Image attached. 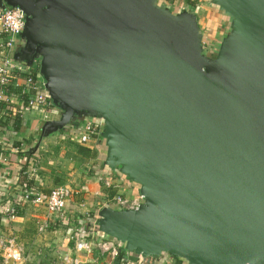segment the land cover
<instances>
[{
    "label": "water",
    "instance_id": "water-1",
    "mask_svg": "<svg viewBox=\"0 0 264 264\" xmlns=\"http://www.w3.org/2000/svg\"><path fill=\"white\" fill-rule=\"evenodd\" d=\"M211 1L231 27L207 54L160 0H0L62 111L43 133L102 119L107 166L138 186L136 210L96 220L133 263L264 264V0Z\"/></svg>",
    "mask_w": 264,
    "mask_h": 264
},
{
    "label": "crops",
    "instance_id": "crops-1",
    "mask_svg": "<svg viewBox=\"0 0 264 264\" xmlns=\"http://www.w3.org/2000/svg\"><path fill=\"white\" fill-rule=\"evenodd\" d=\"M160 2L173 14H193L202 42L205 46L212 45L213 51L230 30V19L211 0ZM20 36L9 56L16 66L38 71L35 65L38 61L31 66L15 61ZM5 38L0 31V42ZM3 56L0 51V58ZM23 83L21 74L12 77L5 91L8 102L1 101L5 105L0 106V213L10 205L16 212L13 221L0 220V264H109L110 255L101 254L96 246L90 253L74 251L73 238L78 235L95 245L97 239L103 243L110 239L96 229L99 213L106 207V196L114 194L104 187V181L112 180L125 197H135L139 188L118 170L107 166L103 136L85 145L77 143L76 132L83 121L75 120L62 129L43 133L44 123L58 120L62 111L52 100L41 110L24 106L22 102L26 96L20 94L25 89ZM16 116L21 121L18 132L13 129ZM27 158L29 161L24 169L23 162ZM56 187L68 191L65 208L58 215L49 216L45 205L34 201L35 196L31 200H24L22 196L29 190L46 198ZM9 241L20 249L21 263H5L4 246ZM120 254L123 256L127 252L120 251ZM118 260L120 264H164L168 256L141 257L136 263Z\"/></svg>",
    "mask_w": 264,
    "mask_h": 264
},
{
    "label": "built area",
    "instance_id": "built-area-1",
    "mask_svg": "<svg viewBox=\"0 0 264 264\" xmlns=\"http://www.w3.org/2000/svg\"><path fill=\"white\" fill-rule=\"evenodd\" d=\"M24 23L25 15L19 8H8L6 10L0 9V31L6 36V38L0 42V51L4 55L0 58V102H8V97L5 95L7 86L10 85L12 77L17 74H21L25 89H23L20 94L26 96L22 103L28 108L41 110L49 106L51 103L50 97L48 96L46 90H44L45 84L42 77L37 69H24L16 66L14 61L9 56V52H11V49L16 43V39H18L24 31ZM203 49L207 54H211L214 50L211 46H205L204 43ZM35 65L38 67L37 62ZM14 95L15 94L10 95V97ZM103 129L104 122L102 119L86 118L83 121L82 127L78 130V132H76V141L79 145H85L91 141H95L96 139L102 137ZM103 185L109 191L114 192V194L106 196L104 206L107 208L111 207L116 210H136L143 203V198L140 194L135 197L123 196V194L118 192V186L114 184L112 180L104 181ZM22 196L24 200H31V197L35 196L34 201L40 203L42 202L45 205L47 214L49 216H53L61 214L64 210L66 199L68 197V191L63 187H56L50 191L46 198H42L35 195L34 191L27 190L22 194ZM1 212L7 221H13L16 217V212L11 205L3 208ZM13 246L14 245L11 241L4 246V249H6V256L4 258L5 263H21V251ZM95 246L100 250L101 254L110 255L109 264H120L118 255L120 251H126L124 243L116 241L112 238L108 239L106 243L97 239L96 245L93 241H87L78 235L73 238V248L76 252L90 253ZM166 256H168V260L164 262V264H175L177 261H180L182 264H187L185 260L171 255ZM124 261L127 262L126 259H124Z\"/></svg>",
    "mask_w": 264,
    "mask_h": 264
},
{
    "label": "trees",
    "instance_id": "trees-1",
    "mask_svg": "<svg viewBox=\"0 0 264 264\" xmlns=\"http://www.w3.org/2000/svg\"><path fill=\"white\" fill-rule=\"evenodd\" d=\"M2 105V108L4 107L3 105H5V104H3V103H1L0 102V106ZM6 107V106H5ZM7 111V110H6ZM20 119H19V117L18 116H16V118H15V120H14V123H13V129L14 130H16L17 132L20 130V127H21V125H20ZM25 160V162H23V166H24V169H26V166H27V162L29 161V159L27 158V159H24ZM23 169V170H24ZM25 183H26V185H27V187H30L29 185H28V182H26L25 181ZM6 220V218L3 216V214H2V212L0 213V220ZM145 259L147 258H152V257H144ZM118 259H120V260H122V254H120L119 253V255H118ZM153 259V258H152ZM175 264H182V263H180V261H177V262H175Z\"/></svg>",
    "mask_w": 264,
    "mask_h": 264
},
{
    "label": "flooded vegetation",
    "instance_id": "flooded-vegetation-1",
    "mask_svg": "<svg viewBox=\"0 0 264 264\" xmlns=\"http://www.w3.org/2000/svg\"><path fill=\"white\" fill-rule=\"evenodd\" d=\"M207 46V45H206ZM208 46H212V45H210V44H208ZM213 49V48H212Z\"/></svg>",
    "mask_w": 264,
    "mask_h": 264
},
{
    "label": "rangeland",
    "instance_id": "rangeland-1",
    "mask_svg": "<svg viewBox=\"0 0 264 264\" xmlns=\"http://www.w3.org/2000/svg\"><path fill=\"white\" fill-rule=\"evenodd\" d=\"M161 1V0H160ZM127 196V195H126Z\"/></svg>",
    "mask_w": 264,
    "mask_h": 264
}]
</instances>
